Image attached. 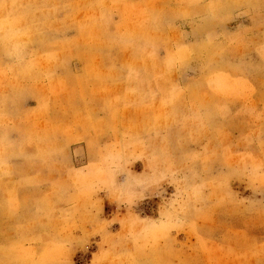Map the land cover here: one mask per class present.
<instances>
[{"label":"rangeland","instance_id":"1","mask_svg":"<svg viewBox=\"0 0 264 264\" xmlns=\"http://www.w3.org/2000/svg\"><path fill=\"white\" fill-rule=\"evenodd\" d=\"M0 264H264V0H0Z\"/></svg>","mask_w":264,"mask_h":264}]
</instances>
